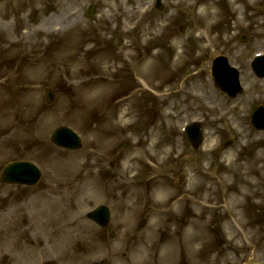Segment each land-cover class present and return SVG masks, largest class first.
Listing matches in <instances>:
<instances>
[{
    "label": "rangeland",
    "instance_id": "374dc122",
    "mask_svg": "<svg viewBox=\"0 0 264 264\" xmlns=\"http://www.w3.org/2000/svg\"><path fill=\"white\" fill-rule=\"evenodd\" d=\"M154 2L0 0V174L17 158L43 171L34 187L0 182V264L264 259V132L249 119L264 103L250 67L264 53V0ZM219 54L241 71L236 100L212 82ZM192 120L204 122L198 151L183 132ZM61 124L81 150L50 143ZM103 203L112 237L86 217ZM187 232L199 234L194 254Z\"/></svg>",
    "mask_w": 264,
    "mask_h": 264
},
{
    "label": "water",
    "instance_id": "95a60500",
    "mask_svg": "<svg viewBox=\"0 0 264 264\" xmlns=\"http://www.w3.org/2000/svg\"><path fill=\"white\" fill-rule=\"evenodd\" d=\"M216 65V64H215ZM260 71L262 67L259 68ZM218 72V71H217ZM225 73V72H224ZM218 74H220L218 72ZM214 75L216 73L214 72ZM197 134H193V140L197 141ZM54 140L57 143L66 145L68 147H77L79 140L69 132H64V129H58L55 131ZM40 172L36 166L31 163L15 162L7 166L3 174V179L9 182H19L26 184H34L38 181ZM96 220L100 221L101 224L106 225L109 219V210L107 208H98L90 215Z\"/></svg>",
    "mask_w": 264,
    "mask_h": 264
},
{
    "label": "bare ground",
    "instance_id": "6f19581e",
    "mask_svg": "<svg viewBox=\"0 0 264 264\" xmlns=\"http://www.w3.org/2000/svg\"><path fill=\"white\" fill-rule=\"evenodd\" d=\"M74 14H75V13H73V15H74ZM73 15H70V16L68 15V17H71V16H73Z\"/></svg>",
    "mask_w": 264,
    "mask_h": 264
}]
</instances>
